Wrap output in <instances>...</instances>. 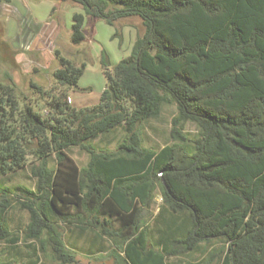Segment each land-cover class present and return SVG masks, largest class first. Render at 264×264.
I'll return each instance as SVG.
<instances>
[{"label": "trees", "instance_id": "1", "mask_svg": "<svg viewBox=\"0 0 264 264\" xmlns=\"http://www.w3.org/2000/svg\"><path fill=\"white\" fill-rule=\"evenodd\" d=\"M54 1L81 8L72 15V44L84 41L86 17L113 24L137 16L145 31L111 69L101 58L105 85L93 105H71L70 92L85 89L78 84L85 64L63 56L51 86L34 85L46 114L20 102L13 84H0V240L18 239L2 177L29 165L34 187L14 186L26 194L24 235L41 248L50 243L61 263L73 260L62 223L95 228L130 264H167L214 239L223 245L206 264L214 256L220 264H264V0ZM171 103L169 140L144 146V124ZM186 122L197 127L194 137ZM118 126L124 136L114 150L94 146ZM72 146L87 151L85 165ZM156 188L158 237L147 247L142 212Z\"/></svg>", "mask_w": 264, "mask_h": 264}, {"label": "rangeland", "instance_id": "2", "mask_svg": "<svg viewBox=\"0 0 264 264\" xmlns=\"http://www.w3.org/2000/svg\"><path fill=\"white\" fill-rule=\"evenodd\" d=\"M75 12H81V8L71 2L11 0L0 3V84H13L20 102L37 104L44 114L47 113V109L42 107L44 99H41L34 85L43 89L51 86L52 74L60 67L59 56L69 59L75 65L82 62L85 64V72L79 83L87 87L75 92L94 93L100 89L101 80H105L101 58L103 57L111 69L120 59L130 54L136 36L145 31L141 19L137 16L120 18L113 24H108L100 18L86 17L84 41L72 44L70 33L72 15ZM175 112L174 103L165 104L159 119L144 124V146L159 148L167 143L170 119ZM183 127L188 136L196 135L197 127L193 123L186 122ZM123 136V128L118 126L109 133L99 135L92 143L97 149L114 150ZM69 152L80 166L85 165L89 159L87 151L79 146H72ZM30 157L28 161H31ZM2 184L12 189L9 194L13 203L8 211L9 226L12 234L18 239L13 246L0 240V261L4 264H28L30 259L38 257L36 264H60L61 261L56 258L50 243L45 242L42 252L40 242L25 238L24 235L29 214L21 207L19 201L23 200L26 194L15 190L14 186L19 184L34 187L35 178L31 175L30 166L3 175ZM156 185L159 186L157 182ZM161 204L159 189L156 188L153 202L143 209L147 247H152L158 237L154 217ZM45 239L44 235L42 240ZM104 244L106 245V242ZM108 245L112 246L110 242ZM222 245V241L218 239L212 240L211 243L201 242L198 251L183 255V259L176 257L172 260L175 264H178L179 259L206 264L211 253L218 251ZM74 258L77 261L73 264H90V261L87 262L89 258L79 252H76ZM104 259V264H112L111 257ZM207 264H220V259L214 256Z\"/></svg>", "mask_w": 264, "mask_h": 264}, {"label": "crops", "instance_id": "3", "mask_svg": "<svg viewBox=\"0 0 264 264\" xmlns=\"http://www.w3.org/2000/svg\"><path fill=\"white\" fill-rule=\"evenodd\" d=\"M79 81H78V84L80 87L82 88L87 87L84 84H80ZM101 82L102 83L100 85L101 86L100 89L96 90L94 93H91L90 91L88 92L71 91L70 96H69L71 105L73 107L80 108V107L89 106V105H93L97 103L99 100V96L105 85V80H101ZM154 219H156V215ZM60 226H61L63 240L65 243L66 249L70 252L71 256L73 257V260L71 262H65V264H73L75 263V261H77L74 258V255L76 254V252L84 254L86 257H88L89 260H87V262L90 261V264H104V260H105L104 258H106L107 256L111 257L112 264H130L125 256L124 249L116 247L114 245V242L110 238L99 235L98 231L95 228L93 227L82 228V227H78L73 224L68 225V224H62V223L60 224ZM62 226H64L65 229L62 228ZM108 241L112 245L111 247L108 245L109 243ZM105 242H106V245L104 244ZM183 255H189V254H183ZM183 255L168 257L166 259L167 264H175V262H173L172 259L176 257H179V258L181 257V259H183L182 257ZM182 261L179 259V262L177 263L178 264L189 263V262H184V261L182 262Z\"/></svg>", "mask_w": 264, "mask_h": 264}]
</instances>
